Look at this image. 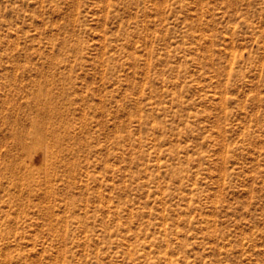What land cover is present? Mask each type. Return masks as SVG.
I'll use <instances>...</instances> for the list:
<instances>
[{
	"label": "rangeland",
	"instance_id": "obj_1",
	"mask_svg": "<svg viewBox=\"0 0 264 264\" xmlns=\"http://www.w3.org/2000/svg\"><path fill=\"white\" fill-rule=\"evenodd\" d=\"M0 264H264V0H0Z\"/></svg>",
	"mask_w": 264,
	"mask_h": 264
}]
</instances>
